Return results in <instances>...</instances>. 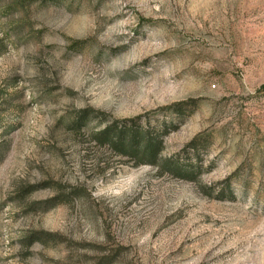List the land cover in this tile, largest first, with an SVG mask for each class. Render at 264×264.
I'll return each instance as SVG.
<instances>
[{
	"label": "rangeland",
	"instance_id": "1",
	"mask_svg": "<svg viewBox=\"0 0 264 264\" xmlns=\"http://www.w3.org/2000/svg\"><path fill=\"white\" fill-rule=\"evenodd\" d=\"M263 83L264 0H0V264H264ZM142 114L195 178L92 140Z\"/></svg>",
	"mask_w": 264,
	"mask_h": 264
},
{
	"label": "trees",
	"instance_id": "2",
	"mask_svg": "<svg viewBox=\"0 0 264 264\" xmlns=\"http://www.w3.org/2000/svg\"><path fill=\"white\" fill-rule=\"evenodd\" d=\"M256 92L264 95V83L257 88ZM184 103L176 102L169 108H173L177 114L179 113V116H182L186 112H190V108L182 111L181 106ZM87 112V110H83L77 118L76 123L80 127L88 123ZM176 127L174 119L159 121L153 120L147 114H142L121 120H104L91 133V137L95 144L106 147L115 155L133 161L136 165L158 166L172 175L191 180L198 174V169L193 168L192 165H184L178 155L162 159L165 138ZM198 143V138H194L187 143L184 149L195 153L199 148H203L201 145L204 146V142ZM48 206L46 208H51L54 204ZM43 234L49 235V233L38 231L28 237H22L21 241L29 239L30 243V240H40ZM117 254L119 253L117 252ZM108 258L107 261H105L106 258H100L95 264H110L111 257Z\"/></svg>",
	"mask_w": 264,
	"mask_h": 264
}]
</instances>
